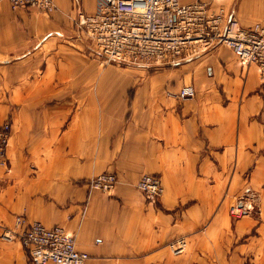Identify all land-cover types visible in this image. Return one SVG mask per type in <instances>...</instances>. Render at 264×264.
<instances>
[{
	"label": "crops",
	"instance_id": "crops-1",
	"mask_svg": "<svg viewBox=\"0 0 264 264\" xmlns=\"http://www.w3.org/2000/svg\"><path fill=\"white\" fill-rule=\"evenodd\" d=\"M54 1L57 8L43 13L12 11L0 0V62L9 69L15 58L19 69L40 70L36 81L54 88L12 98L20 104L11 107L17 157L12 153L11 177L0 188V264H31L17 238L1 236L17 214L63 226L89 254L84 264H264V84L257 65L216 44L190 58L211 76L202 85L208 91L197 88L193 98L174 95L184 83L176 80L170 91L164 72L133 94H94L92 43L74 20L101 0ZM201 1L244 27L264 26V0ZM102 172L117 176L110 193L87 187ZM146 172L161 179L157 198L135 186ZM247 189L258 193V215L232 219L228 208ZM181 235L187 248L174 255L168 243Z\"/></svg>",
	"mask_w": 264,
	"mask_h": 264
},
{
	"label": "built area",
	"instance_id": "built-area-1",
	"mask_svg": "<svg viewBox=\"0 0 264 264\" xmlns=\"http://www.w3.org/2000/svg\"><path fill=\"white\" fill-rule=\"evenodd\" d=\"M7 1L12 11L31 8L50 13L57 8L54 0ZM208 9V3L201 0H101L93 12L78 11L75 25L107 61L174 64L225 44L241 63L257 65L264 84V26L255 23L244 27L223 8ZM194 93V85L187 83L175 95L188 98ZM11 125L10 120L0 125V168L6 164ZM116 183L114 173L102 172L92 176L87 187L110 193ZM135 186L148 198H157L163 192L155 173H142ZM248 209L249 203L239 197L230 213L239 215ZM1 236L17 238L31 264H84L89 257L86 251L77 249L74 236L63 226H46L38 220H27L23 214L15 215L11 226H2ZM168 247L172 254H182L187 239L178 236Z\"/></svg>",
	"mask_w": 264,
	"mask_h": 264
},
{
	"label": "rangeland",
	"instance_id": "rangeland-1",
	"mask_svg": "<svg viewBox=\"0 0 264 264\" xmlns=\"http://www.w3.org/2000/svg\"><path fill=\"white\" fill-rule=\"evenodd\" d=\"M74 25H75V20H74ZM76 28L80 32H82L77 26ZM86 39L89 42L90 39L88 37H86ZM220 45L224 48L229 49L225 44H220ZM92 46L93 44H90V48L92 49L93 54L92 56L88 55V57H90V59H93L92 61L94 67V71H93L94 85L92 87V93L94 94H120V93L133 94L135 93V89H137V87L139 88V86L141 87V85H145L153 78L159 77L160 72L170 74V76L166 78V83H165V86L168 85L169 90L171 84H173L176 80L179 81L180 78L182 79L181 82H183L184 84L191 83L195 85L196 90L194 95L188 98H193L196 96L197 88L199 91H203V92L208 91L207 87L202 85L206 82V79L211 78V76L209 75L207 68L203 64L204 62L200 61L197 58L184 60L174 64L154 63V62L138 64V63H131L129 61L115 62V61L105 60V58H103L101 55L97 53L95 47ZM210 49H208L207 51H210ZM233 56L238 61V59L234 54ZM30 61L37 62L36 59L34 58L31 59ZM12 63L14 64V66L13 67L11 66L8 69L5 66H3V63L0 62V125L6 120L11 121V117H12L11 107L14 106L17 111V107L20 105L19 103L16 102L12 103V98L14 96H18L20 94H28V93L37 94V95L45 94V93H54L53 92L54 88L44 87L41 81H36L39 78L41 79V77H43L42 71L23 70L21 68L19 69L18 67H16L17 65L15 58L10 59V64ZM27 64L28 63H25L24 66H26ZM31 65L32 64H30V66ZM69 78H73L72 73L67 74L66 79ZM11 79L13 80V82L9 81ZM23 79L25 80L34 79V82L33 83L31 82L30 83L31 85L29 87L23 88L21 86ZM179 89L180 88L178 87L177 91ZM209 89L211 90V88ZM213 89H219V88H213ZM79 90L80 89H78V91L76 92L75 91L69 92L68 90H63L62 93H80ZM170 91L175 92L174 90H170ZM173 94L175 95V93ZM8 106L10 108V111H7ZM11 131H12V125H11ZM8 143H9V145H7L8 152L6 149V156H7L5 162L6 164L1 166L0 168V188L1 185H3L4 182L9 177H11L12 169H10V167L13 160L12 153L16 156V153L10 150L12 140L10 139ZM239 197L244 198L249 203V209L247 210L246 213L233 215L230 213V208L232 206L230 205L228 208L230 217L232 219H238L246 214L256 217L258 215L257 213L259 210V207L257 205V200H258L257 191H254L253 189H247L239 193V196L235 198L236 201L238 200Z\"/></svg>",
	"mask_w": 264,
	"mask_h": 264
},
{
	"label": "bare ground",
	"instance_id": "bare-ground-1",
	"mask_svg": "<svg viewBox=\"0 0 264 264\" xmlns=\"http://www.w3.org/2000/svg\"><path fill=\"white\" fill-rule=\"evenodd\" d=\"M140 191V190H139ZM76 244V243H75ZM78 249V248H77Z\"/></svg>",
	"mask_w": 264,
	"mask_h": 264
}]
</instances>
